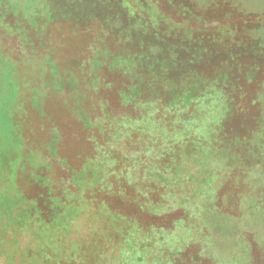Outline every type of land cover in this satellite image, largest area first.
Listing matches in <instances>:
<instances>
[{
    "label": "rangeland",
    "instance_id": "1",
    "mask_svg": "<svg viewBox=\"0 0 264 264\" xmlns=\"http://www.w3.org/2000/svg\"><path fill=\"white\" fill-rule=\"evenodd\" d=\"M66 80L81 84L94 131L74 114L82 104L54 92ZM259 145L264 0H0V264H131L111 254L140 239L139 227L178 219L148 216L172 205L160 196L176 188L163 189L168 176L197 171L187 184L206 190L212 165L233 171L230 192L245 208H262L250 229L264 236ZM148 148L139 167L115 159ZM95 154L100 194L113 196L104 206L71 193L73 174L89 186ZM242 238L251 257L229 264H264V241ZM145 255L152 264L156 254Z\"/></svg>",
    "mask_w": 264,
    "mask_h": 264
},
{
    "label": "trees",
    "instance_id": "2",
    "mask_svg": "<svg viewBox=\"0 0 264 264\" xmlns=\"http://www.w3.org/2000/svg\"><path fill=\"white\" fill-rule=\"evenodd\" d=\"M59 71L56 68H50L54 80L60 76L58 74ZM74 73L76 76L78 75L77 78L81 77L79 68ZM65 82H52L54 92L56 94L61 92L67 94L74 100L75 105L79 103L78 105L80 106L82 104V108L80 107L79 111H77L76 105L74 114L78 115L77 119L81 125L90 131H94L93 120L85 111V97L81 84H78L76 80H66ZM153 122L155 125L158 124V121ZM95 142L99 146L98 138ZM161 148H163L162 145H156V150ZM152 150V148L136 151H120L116 149L115 159L126 164L137 163V167H139L144 163L143 159L146 160L150 156L153 152ZM256 150L260 155H264V145H259ZM101 156V154H95L92 157L90 166L92 176L89 178L87 189L82 187L80 175L78 179L75 178L76 174L71 176L72 180L77 183V187L71 193L79 196L78 198L84 200L88 206H104L109 204L113 198L107 192L100 194L103 191V187L100 186L98 177L93 174L96 160ZM57 162H60L61 166V161L57 159ZM260 166H264V161L260 163ZM197 174V171H186L184 176L179 177L177 180H175V176L169 175L168 180L170 182L163 185V189L168 191L170 188H176L172 193L169 192L168 196H160H162L163 201L172 205L156 211V213L152 211L150 215L146 214L150 219L162 222L171 219L170 217L174 215H178L177 221H174L171 227L159 228L158 226H153L150 229L139 227V230L145 233L139 236L140 239L136 241L137 243L133 242L129 247L121 246L119 257L118 253H112L111 256L114 259H126L127 255L131 256L134 259L131 264H144L147 250L156 254L153 256L155 259L152 264H162L158 263V261L160 262L164 256L167 258L168 264H229L232 259L235 261L239 256L243 259L249 255L251 257L253 246L251 243L244 242L242 237L252 234L254 242L264 241V236H258L260 233L255 236L257 231L250 229L251 221L262 214V208H254L253 210V203L247 206L249 209L245 208L246 205L242 203L243 198L231 193L234 185L233 171L228 167L223 168L221 165H212L209 172V188L205 190L206 187H203L202 183H196L194 192H192L189 188L191 187L190 184L188 186L187 183L196 181ZM221 174H225L226 177H222ZM175 181H178V184H174ZM127 183L128 181L124 180V184ZM153 183L155 185L158 184L154 179ZM131 190L129 189L128 192L131 193ZM135 192L137 193V191ZM223 201L229 203L230 209L220 206V202ZM185 235H188L187 238L182 239ZM234 246L238 249L234 250ZM257 248L264 254L262 243H259ZM76 258L77 256L73 255L71 264H83L78 262L79 258L78 260ZM57 264L62 263L59 261Z\"/></svg>",
    "mask_w": 264,
    "mask_h": 264
}]
</instances>
